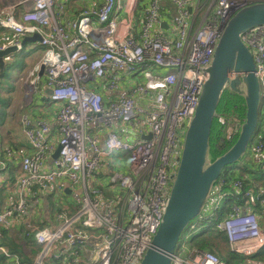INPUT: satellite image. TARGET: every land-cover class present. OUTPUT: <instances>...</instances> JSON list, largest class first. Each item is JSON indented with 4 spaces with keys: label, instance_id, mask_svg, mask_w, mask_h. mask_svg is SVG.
Instances as JSON below:
<instances>
[{
    "label": "built area",
    "instance_id": "built-area-1",
    "mask_svg": "<svg viewBox=\"0 0 264 264\" xmlns=\"http://www.w3.org/2000/svg\"><path fill=\"white\" fill-rule=\"evenodd\" d=\"M120 1L102 0L98 7L83 10L70 25L73 33L55 19L54 0H19L0 7V27L8 31L0 40V49L19 47L20 38L39 35L43 51L34 71L43 68L51 89L50 100L60 106L55 169L42 171L43 153L49 147L39 131L28 132L37 154L23 157L13 185L3 186L7 190L15 186L17 194L10 207L0 206V226L10 227L16 215L21 220L35 214L33 207L38 198L34 203L26 202L34 197L27 192L34 186L46 190L56 178L64 176L73 183L82 177L87 183V187L83 185L81 206L73 217L60 211L56 228L35 233L41 250L33 264H43L45 260L70 264L79 254L85 260L81 264H139L160 226L182 137L207 80L206 70L222 24L240 8L264 2L202 0L200 4L201 0H170L175 14L172 35L166 36L159 30V11L161 2L168 0H152L135 37L130 31L120 34L118 22L112 17L117 7L122 9ZM135 2L126 0L123 8L128 10L132 4L134 8ZM20 5L28 6V10L17 19L15 10ZM191 9L201 18L193 32ZM243 42L252 54L255 76L264 88V27L248 31ZM156 68L165 72H150ZM128 79L135 82L129 95L118 96L106 108L96 87L116 90L120 82ZM111 117L136 129V138L126 140L109 133L100 145L97 136L84 135V124ZM249 150L254 156L264 157V136ZM127 153L129 172L113 171L109 175L110 184L117 188L112 198L90 185L91 176L104 162ZM242 183L237 179L230 185L243 203L218 217L226 195L220 191L224 180L218 181L203 216L183 233L172 264H225L215 254L193 247L191 231L199 232L212 224L224 233L231 253L250 258L264 247V230L254 210L257 197L241 193ZM247 264L264 261L248 259Z\"/></svg>",
    "mask_w": 264,
    "mask_h": 264
},
{
    "label": "crops",
    "instance_id": "crops-1",
    "mask_svg": "<svg viewBox=\"0 0 264 264\" xmlns=\"http://www.w3.org/2000/svg\"><path fill=\"white\" fill-rule=\"evenodd\" d=\"M151 1L136 0L134 8L133 2L128 10L123 8L126 0L120 1L122 9L119 10L117 7L116 12L112 16L118 22L120 34L130 31L137 37L140 20L143 18V13H145ZM14 2L18 3L19 0H0V7ZM101 2L102 0H54L56 5L54 17L68 32L73 33L70 25L80 13L83 10L98 7ZM27 10L28 6L26 5L16 7L15 17L20 19L21 15ZM174 14L175 6L173 2L170 0L162 1L160 9L161 27L159 30L166 36L172 35V18ZM193 16L194 18L196 17L197 21L199 13L194 12ZM6 35H8V31L0 27V40ZM23 38L25 37L20 38V43ZM83 48L87 50L86 47ZM18 51L5 58L7 65L15 66L16 78L10 79L12 83H8L3 81L0 75V113H2L0 117V180L2 186L13 183L12 179L20 172V162L23 157H35L37 154V151H34L35 148L28 136V132L39 131L49 147L43 153L42 171H53L55 169L54 162L58 158V156L54 158L53 155L56 148L59 147L60 122L58 120V111L60 106L50 100V94L47 93L50 88L47 86L43 72L40 75V70L38 72L34 71V67L38 65L41 59L43 48L40 42H33L27 43L22 48L19 45ZM164 71V69L156 68L150 72L164 73ZM13 83L14 85H12ZM134 84L135 82L132 79H128L120 82V86L116 90H106L102 86H97L96 91L102 96L104 103L107 105L117 99L118 96H128ZM83 133L84 135L96 133L100 145L103 144L109 133H114L119 138L126 140L136 138V129L131 126H123L115 117L86 123L83 126ZM251 156H253L254 164L259 162V157L257 158V156L252 154ZM113 171L123 174L129 172L128 155H119L104 162L98 172L90 178V185L99 188L101 191L108 192L109 195L107 197L109 198H112L111 196L117 191V188L110 184L109 175ZM85 180L79 177L78 181L73 183L64 176L56 178L47 186L46 190L40 186H34L33 189L30 188L27 192L34 195V197L30 198L31 201L28 203H34L38 198L37 204L33 207V211L35 213L38 211V213L28 217L27 220L33 223L36 222V224L41 226V229H37V231L56 228L59 224L58 215L60 214V211H57L58 206L67 209L68 214L64 209H61V211H64L68 216L80 208ZM262 183L263 180L260 184ZM85 187H87V183H85ZM257 190L259 205L254 210L256 214H260V226L264 230V188L259 187ZM15 194H17L15 193V186L8 188L6 192L4 191L0 198V206L2 208L10 207L14 203ZM13 221L14 223L8 228H14V225L18 223L21 225L22 223L20 222H23L19 220ZM8 228L0 229V248L2 249L0 253L5 256L0 264H19L20 261L17 254L6 251L9 248L8 245H10L8 244V237L17 238L13 241H23L30 237L26 236V227L23 225L15 226L11 231H8ZM22 248L25 251V247L22 246Z\"/></svg>",
    "mask_w": 264,
    "mask_h": 264
},
{
    "label": "water",
    "instance_id": "water-1",
    "mask_svg": "<svg viewBox=\"0 0 264 264\" xmlns=\"http://www.w3.org/2000/svg\"><path fill=\"white\" fill-rule=\"evenodd\" d=\"M259 26H264V2L244 6L223 22L212 62L206 70L207 80L182 137L178 164L160 226L139 264H172L180 238L190 223L203 214L214 196L213 189L220 175L239 164L248 154L258 124L262 96L251 53L241 36ZM40 41V36L34 34L23 38L19 45L22 48L27 43ZM18 50L16 45L0 49L2 80L10 78L7 68L11 65H7L5 58ZM42 72L41 67L40 75ZM226 90L243 99L245 116L234 144L213 158L210 152L211 128ZM47 93L51 96V89ZM58 152L59 147L54 158Z\"/></svg>",
    "mask_w": 264,
    "mask_h": 264
},
{
    "label": "trees",
    "instance_id": "trees-1",
    "mask_svg": "<svg viewBox=\"0 0 264 264\" xmlns=\"http://www.w3.org/2000/svg\"><path fill=\"white\" fill-rule=\"evenodd\" d=\"M216 114L217 117L214 118L211 128V134H210V146H211L210 152L213 158L223 154L236 141L238 133L236 132V134H233V130L235 129L236 125H239L244 120L245 105L243 99L226 90L225 92H223ZM1 116L2 113H0V117ZM263 135H264V92H263V101L259 109L258 124L256 128V132L252 139L253 142L251 144H254L258 140H261ZM258 157L259 156H257V158ZM258 163L259 165L257 166ZM253 164H254L253 156H251V154L248 152V154L241 161V163L234 166L236 167V169L232 171V169L228 167L232 172L226 171L220 175L219 179L224 180V184L220 188V191L226 194L224 201V211H222L221 214L228 212L230 206H232L233 204L243 203V201L239 200L235 192L231 189V185H230L231 181L237 179H241L243 182L240 190L241 193L246 191L256 195L257 197L256 206L259 205L257 188L258 189L259 187L264 188V157L262 158L259 157V162L255 163L254 165ZM244 176H246V178H244ZM15 178L16 176H14V178L12 179L13 183L15 182ZM262 180L263 183L260 184ZM1 188H0V198L3 195V192L7 191V189H4L2 185ZM30 201L31 199L28 198L26 202L28 203ZM61 209L64 208L58 206L57 211H61ZM64 210L67 212V209ZM76 211H74L72 214H74ZM27 218L28 217H25L20 220V217L18 215L14 216L13 217L14 220L23 221L20 222L22 223L21 225H19V223L14 225V228L15 226L23 225L24 227H26L25 229V232L27 234L26 236L30 238H26L23 241L22 240L13 241L14 239L17 238H13L12 236H9L8 244L10 245H8L9 247L8 250L6 249V251L10 253L17 254L20 263L22 262L21 264H32L41 250V248L37 246L33 238L34 233L37 232V229H41L40 228L41 226L36 224V222L35 223L30 222L29 220H27ZM14 228H8V231L13 230ZM0 229L3 230L5 228L0 226ZM192 240L195 248L215 254L216 257L221 261H223L225 264H247L248 259L264 261V247L250 258L229 252L227 246V240L224 233L219 231L214 224L208 227L201 228V231L198 234H196ZM22 246L25 247V251L23 250ZM221 249H223L225 253H223ZM3 255L4 254L0 253V260H1L0 263L5 258V256ZM84 261L85 260L83 256L79 254V257H76L70 264H81L84 263ZM45 263L62 264L58 260H47Z\"/></svg>",
    "mask_w": 264,
    "mask_h": 264
},
{
    "label": "rangeland",
    "instance_id": "rangeland-1",
    "mask_svg": "<svg viewBox=\"0 0 264 264\" xmlns=\"http://www.w3.org/2000/svg\"><path fill=\"white\" fill-rule=\"evenodd\" d=\"M202 3V0H201V2H200V4ZM190 11V13L192 14V17H193V20H192V22H193V25H192V32L196 29V27L199 25V23H200V20H201V18H200V14H199V16L197 17V21H196V17L194 18V16H193V13H192V9L191 10H189ZM177 13V12H176ZM165 72V71H164ZM159 74H162V73H159ZM7 75H8V77H10L9 79H7V80H3V81H6V82H8V83H12V81H10V79H15L16 78V76H17V72H16V70H15V66H11V68H7ZM12 85H14V83L12 84ZM28 86H31V85H28ZM104 102V101H103ZM104 106L106 107V108H108V106H109V103L106 105L105 103H104ZM90 136L91 137H93V136H97V134L96 133H94V134H90ZM260 158H262V157H260ZM260 161H261V159H260ZM232 169V171L234 170V169H236V167H232L231 168ZM245 178H246V176H245ZM13 185V183L12 184H9V185H7V186H12ZM16 198V197H15ZM15 200V199H14ZM213 200V199H212ZM38 213V211L34 214V215H36ZM33 215V216H34ZM257 215V214H256ZM258 215H260V214H258ZM68 216V215H67ZM74 215L73 214H70L68 217H73ZM258 217V216H257ZM260 220H261V217H259V225H260ZM260 228H261V226H260ZM214 237H216V236H214ZM219 240V239H218ZM34 241H35V238H34ZM35 243H36V241H35ZM37 244V243H36ZM221 251L223 252V253H225L224 251H223V249H221ZM47 260H45V261H43V263L44 264H47V263H45ZM59 262H61V261H59ZM62 263V262H61Z\"/></svg>",
    "mask_w": 264,
    "mask_h": 264
},
{
    "label": "flooded vegetation",
    "instance_id": "flooded-vegetation-1",
    "mask_svg": "<svg viewBox=\"0 0 264 264\" xmlns=\"http://www.w3.org/2000/svg\"><path fill=\"white\" fill-rule=\"evenodd\" d=\"M264 26H259L258 28H263ZM222 28H223V24H222ZM254 28H256V27H254ZM252 30V29H251ZM250 31V30H249ZM221 32H222V30H221ZM247 33V32H246ZM246 33H244V34H246ZM243 34V35H244ZM243 35L241 36V39H242V41H243ZM244 43V42H243ZM249 50V49H248ZM251 53V52H250ZM251 56H252V54H251ZM252 59H253V57H252ZM253 63H254V61H253ZM254 66H255V64H254ZM254 74H255V72H254ZM256 77V76H255ZM257 78V77H256ZM258 79V78H257ZM259 82V81H258ZM259 85H260V83H259ZM228 91V90H227ZM260 92H261V96H262V100H261V103H262V101H263V92H264V88H262L261 86H260ZM261 106V105H260ZM215 117H217V114L215 115ZM244 121V120H243ZM242 121V122H243ZM242 122L239 124V125H236L235 126V129L233 130V134H236V132L238 133L239 132V130H238V127L242 124ZM256 132V131H255ZM255 134V133H254ZM254 134H253V136H252V139H253V137H254ZM264 136V135H263ZM262 136V137H263ZM253 142V140H251V143ZM250 143V144H251ZM241 163V162H240ZM220 178V177H219ZM220 179H218V181H219ZM218 181H217V183H218ZM216 183V184H217ZM203 216V214L199 217V218H197L196 220H194V221H192V223H195L196 221H199V219L201 218ZM192 223H190V225L192 224ZM189 225V226H190ZM189 226L187 227V228H189ZM187 230V229H186ZM185 230V231H186ZM191 231V230H190ZM192 232V237L194 238L195 237V235L196 234H198L199 232H196L194 229L191 231Z\"/></svg>",
    "mask_w": 264,
    "mask_h": 264
},
{
    "label": "bare ground",
    "instance_id": "bare-ground-1",
    "mask_svg": "<svg viewBox=\"0 0 264 264\" xmlns=\"http://www.w3.org/2000/svg\"><path fill=\"white\" fill-rule=\"evenodd\" d=\"M243 8V7H242ZM250 150H248V152H249ZM126 155H129V153H127ZM228 172H232L231 170L230 171H228ZM170 192V191H169ZM233 205H235V204H233ZM232 205V206H233ZM232 206H230V207H232ZM222 211H224V205H222V207H221V211L220 212H222ZM229 212H230V209H229ZM220 215H224V214H218V217H220ZM182 237H183V235H182ZM182 237L180 238V240L182 239Z\"/></svg>",
    "mask_w": 264,
    "mask_h": 264
}]
</instances>
